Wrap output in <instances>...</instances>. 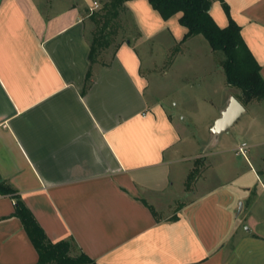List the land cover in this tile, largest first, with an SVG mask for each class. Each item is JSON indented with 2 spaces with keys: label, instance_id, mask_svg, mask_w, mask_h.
Here are the masks:
<instances>
[{
  "label": "crops",
  "instance_id": "0c3cea01",
  "mask_svg": "<svg viewBox=\"0 0 264 264\" xmlns=\"http://www.w3.org/2000/svg\"><path fill=\"white\" fill-rule=\"evenodd\" d=\"M105 1L0 0V181L51 241L74 239L99 263L264 264L258 153L252 158L263 163L259 169L250 164L226 182L198 183L186 201L165 205L174 167L208 154L185 153L186 144L196 145L184 131L186 115L148 92L162 70L165 88L172 81L187 91L189 73L210 85L214 70L190 47L197 35L184 39L180 13L165 19L148 0H129L116 21L128 18L131 35L93 55ZM224 3L264 77V0H213L210 12L221 27L229 23ZM232 95L218 103L209 130ZM190 168L177 175L187 193L194 190L186 188ZM16 200L0 192V264H39L14 215Z\"/></svg>",
  "mask_w": 264,
  "mask_h": 264
},
{
  "label": "rangeland",
  "instance_id": "374dc122",
  "mask_svg": "<svg viewBox=\"0 0 264 264\" xmlns=\"http://www.w3.org/2000/svg\"><path fill=\"white\" fill-rule=\"evenodd\" d=\"M121 20L123 21L122 24L116 21V19L113 20L111 27L107 30L110 35V42L112 41L113 43L111 48L119 42L126 40L133 30L128 18H122ZM120 24L123 26L122 29L125 30L118 29ZM95 33L96 32H94L93 36H95ZM189 43L192 50L199 51V53L196 54L197 56L207 60V68L214 70L212 76H210V85L207 83L208 79L204 81V79L189 73L187 75L188 78L185 80L188 85L187 91H182L181 88L176 86L171 80V87L165 88L163 86L169 77L168 73L166 74L164 70H162L158 75L157 83L152 85V88L154 86V89H152L153 91L150 90L148 92L150 98L163 99L168 107L175 109L177 116H179L178 114L181 112L182 115H186L187 122H185L186 129L184 131L190 138L196 139V145L192 146L186 144L185 153H188L187 155L193 153L208 154L207 159L202 156L193 162L190 161L191 159L188 161L184 160L174 167V174L176 175L177 181L163 196L165 202H167L165 205L168 206L170 204L172 208L174 202H169L178 201V199L181 202L186 201L194 195V191H197L198 187L196 186H198V183L203 182L204 184L202 185L209 187L207 186L208 184L214 186L222 181L226 182L248 171L250 164L256 167V169H259L263 163L259 161L258 158L257 162L252 158V154L254 155L255 152V154L258 153L257 157H262L261 160L264 159V99H253L246 102L247 111L243 113L237 123L231 127L229 131H223L219 135H215L209 130L208 126L212 124L214 118L219 115V109L217 108L218 103L229 93L238 95L242 100L244 96L239 88L229 85L227 81L225 71L222 65H220L225 59L223 51L214 50L206 37L202 34L190 39ZM103 49L105 50L106 48L104 47L102 50ZM161 53H163L162 50H160L159 55H161ZM216 69H219V71H216ZM207 73L210 72H206L205 74ZM214 74H216V77L220 74L219 80H217V78L215 81L213 80ZM199 83H203L204 87L199 88L198 96L191 95L190 93L194 92L192 90H196V86ZM196 101L198 107H196ZM173 102H176L177 105L174 106ZM218 139L220 142H217ZM244 141L251 145L247 157L241 153H237L236 149L237 146ZM253 144H256V146ZM226 148L231 150L223 152V149ZM189 158L191 157L189 156ZM189 163H191V168L186 180V188L188 190H194L187 193L182 189L177 175L180 170H186ZM227 165H230V167ZM259 174L260 176L264 175V172H259ZM246 178L247 180L250 178L249 174H246ZM162 211L166 212L164 208H162Z\"/></svg>",
  "mask_w": 264,
  "mask_h": 264
},
{
  "label": "trees",
  "instance_id": "16d2710c",
  "mask_svg": "<svg viewBox=\"0 0 264 264\" xmlns=\"http://www.w3.org/2000/svg\"><path fill=\"white\" fill-rule=\"evenodd\" d=\"M129 0H106L105 13L92 41V54L109 45L110 35L107 30L115 20L125 2ZM161 15L168 19L180 13L179 21L188 31L184 39L202 34L206 37L214 50H221L225 54L222 67L225 71L229 85L239 88L244 101L236 95L243 104L253 99H264V77L261 74V65L256 60L246 44L241 26L234 20L229 6L224 3L228 15V25L221 27L210 9L213 0H148ZM92 71L87 77L90 82ZM0 192L11 193L16 200L14 215L18 216L39 253V264H104L90 257L83 250H78L74 239H64L53 242L49 239L43 227L29 207L15 193L10 185L0 181Z\"/></svg>",
  "mask_w": 264,
  "mask_h": 264
},
{
  "label": "water",
  "instance_id": "95a60500",
  "mask_svg": "<svg viewBox=\"0 0 264 264\" xmlns=\"http://www.w3.org/2000/svg\"><path fill=\"white\" fill-rule=\"evenodd\" d=\"M245 110V105L235 95H232L228 106L222 112L221 116L216 119L214 125L212 126V132L217 134L228 130L234 125Z\"/></svg>",
  "mask_w": 264,
  "mask_h": 264
},
{
  "label": "built area",
  "instance_id": "2783aa9c",
  "mask_svg": "<svg viewBox=\"0 0 264 264\" xmlns=\"http://www.w3.org/2000/svg\"><path fill=\"white\" fill-rule=\"evenodd\" d=\"M98 6H99L98 2L95 1L94 8H97ZM250 148H251V145L248 144L246 141H244L241 144H239L236 149H237V153H241L247 157V153L250 150Z\"/></svg>",
  "mask_w": 264,
  "mask_h": 264
}]
</instances>
